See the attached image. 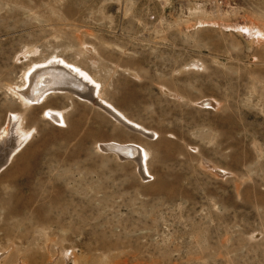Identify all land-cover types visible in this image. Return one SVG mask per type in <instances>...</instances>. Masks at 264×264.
<instances>
[{"label": "rangeland", "instance_id": "374dc122", "mask_svg": "<svg viewBox=\"0 0 264 264\" xmlns=\"http://www.w3.org/2000/svg\"><path fill=\"white\" fill-rule=\"evenodd\" d=\"M55 57L150 135L67 92L28 108L0 173L3 264H264V0H0V130ZM107 141L145 146L150 175Z\"/></svg>", "mask_w": 264, "mask_h": 264}, {"label": "bare ground", "instance_id": "6f19581e", "mask_svg": "<svg viewBox=\"0 0 264 264\" xmlns=\"http://www.w3.org/2000/svg\"><path fill=\"white\" fill-rule=\"evenodd\" d=\"M55 58L59 59L55 60L54 63L48 64L46 63L47 61L38 62L36 63L37 65L42 63V66L39 68L33 67L35 65L34 63V65H31V67L28 68L26 73L24 72L25 82L23 83H25L27 87L18 88L17 92L14 94H18L17 98L20 97L19 100L21 99L22 106L25 109L23 112H11L8 115L9 117L6 121L7 124L2 128V130H0V173L10 164V162H12L14 157L23 150L33 135L32 128H26L24 124V114L27 109L33 107V105L35 107V104H45L46 100L50 96H54V94L59 92L71 93L90 102H94L101 110L112 117L120 125L137 131L143 135H150L148 130L144 128L142 129L140 125L130 122V119L127 118L119 109L101 96L102 85L93 75L80 66L69 62L65 58ZM32 67L35 68L33 71H31ZM43 115H45L48 120L57 123V125L61 122L66 124V116L60 110L48 107L45 108ZM98 148L100 152L110 154L113 153V155H116L118 158L125 161L130 159L137 162L140 172L143 175H150L148 168V157L150 153L145 146H140L133 142L107 141L98 144ZM41 214L42 213L39 214L40 216H37L44 220L47 219L50 227L60 224L59 220L61 218L57 220L58 218L52 219L44 214ZM66 217L67 215L62 216L63 220ZM70 217H72V215ZM16 226V230L19 231L20 228H22L23 223L20 222ZM2 251H0V264L5 263V261H7L6 259L9 258L5 257L6 253ZM10 255L11 254H9V256ZM25 262H22L21 264H26Z\"/></svg>", "mask_w": 264, "mask_h": 264}, {"label": "built area", "instance_id": "2783aa9c", "mask_svg": "<svg viewBox=\"0 0 264 264\" xmlns=\"http://www.w3.org/2000/svg\"><path fill=\"white\" fill-rule=\"evenodd\" d=\"M162 1H163L164 3H167V2H169L170 0H162ZM214 1H216V2H218V3L220 2V0H214ZM151 18H152V19H156V15H152Z\"/></svg>", "mask_w": 264, "mask_h": 264}]
</instances>
